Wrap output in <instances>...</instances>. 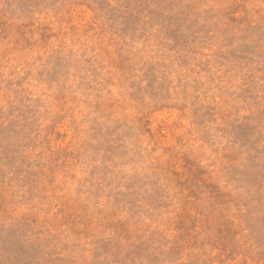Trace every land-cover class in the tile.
<instances>
[{
    "label": "rangeland",
    "instance_id": "1",
    "mask_svg": "<svg viewBox=\"0 0 264 264\" xmlns=\"http://www.w3.org/2000/svg\"><path fill=\"white\" fill-rule=\"evenodd\" d=\"M0 264H264V0H0Z\"/></svg>",
    "mask_w": 264,
    "mask_h": 264
}]
</instances>
